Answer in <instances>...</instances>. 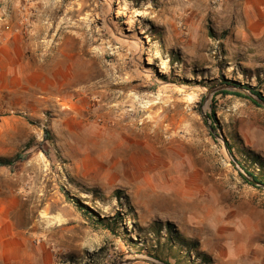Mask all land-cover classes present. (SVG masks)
Instances as JSON below:
<instances>
[{"label": "rangeland", "instance_id": "obj_1", "mask_svg": "<svg viewBox=\"0 0 264 264\" xmlns=\"http://www.w3.org/2000/svg\"><path fill=\"white\" fill-rule=\"evenodd\" d=\"M226 82L264 96V0H0V158L28 157L0 167V264H264L225 147L261 172L264 108Z\"/></svg>", "mask_w": 264, "mask_h": 264}, {"label": "trees", "instance_id": "obj_2", "mask_svg": "<svg viewBox=\"0 0 264 264\" xmlns=\"http://www.w3.org/2000/svg\"><path fill=\"white\" fill-rule=\"evenodd\" d=\"M210 34H212V36H214L213 33H210ZM226 83L227 84L225 86H231L232 85V87L236 88L237 90L239 89V90H242V91H245V92H249L253 96H256L260 100L264 101V96L259 91H256V90H254L251 87L242 86L240 84H236V83H233V82L230 83L231 85L229 84V82H226ZM221 86H223V85H221ZM218 96H235V97H238L240 99H244V100L250 101L251 103H253L257 107L264 108L262 105H260L256 101H254L251 97L245 95L244 93H242L240 91H228V90H225V91L219 92ZM209 119L211 121H213L212 128H213L214 131H216V129L219 127V122H218L215 110L209 116ZM50 140H51L50 132L46 131L45 132V141L47 142V141H50ZM228 146L230 148V151H233L232 146L230 144H228ZM27 158H28L27 155H19V156L16 157L15 160H5V159H1L0 158V167H9V168L14 169L18 163L25 162L27 160ZM254 161H256V164H259L260 166H262L263 170L261 172L251 171L250 169L245 167V165H243L241 162H238V163L240 165L241 170L244 171L245 175H247L248 177L252 178L256 182L264 185V166L260 163V161L258 159L254 160ZM233 166L235 167L234 164H233ZM245 175H243V173H240L241 178L243 179V181L246 184H248L249 186H251V187H253V188L257 189V190H262V188L257 187L254 184H252L251 182H249L246 179ZM65 193H66V196H67L68 200L70 202H75L77 208L80 210V212L82 214H84V216L91 218L97 224V228H100V227L101 228H106V229H108V230H110L112 232H116L117 224H118V221H119V219L121 217L120 214H116L114 217H111V218L101 219L100 217H98V215L93 210H91L89 207L84 205L83 202L80 199L75 198V197H71L66 191H65ZM117 198L121 199V196L118 195ZM158 232L159 231H157V233Z\"/></svg>", "mask_w": 264, "mask_h": 264}, {"label": "crops", "instance_id": "obj_3", "mask_svg": "<svg viewBox=\"0 0 264 264\" xmlns=\"http://www.w3.org/2000/svg\"><path fill=\"white\" fill-rule=\"evenodd\" d=\"M12 260V214L0 211V261Z\"/></svg>", "mask_w": 264, "mask_h": 264}, {"label": "water", "instance_id": "obj_4", "mask_svg": "<svg viewBox=\"0 0 264 264\" xmlns=\"http://www.w3.org/2000/svg\"><path fill=\"white\" fill-rule=\"evenodd\" d=\"M223 87V91L225 90H228V91H240L242 93H244L245 95L251 97L254 101H256L257 103H259L260 105H262L264 107V101L260 100L259 98H257L256 96H253L252 94H250L249 92H245V91H242V90H237L236 88L232 87V86H221ZM215 89H213L212 91H214ZM208 118V117H207ZM226 147V150L228 151V154H229V157L232 161V163L238 167L240 170V165L238 163V161L233 157V155L230 153L229 149L227 146ZM244 175V174H243ZM246 179L251 182L252 184H254L255 186L257 187H260L262 189H264V185L263 184H260L258 182H256L255 180H253L252 178L248 177L247 175H245ZM147 262V263H151V264H167V263H163V262H160V261H154V260H148V259H142V258H137L135 260H131V261H128L126 264H133V263H136V262Z\"/></svg>", "mask_w": 264, "mask_h": 264}, {"label": "bare ground", "instance_id": "obj_5", "mask_svg": "<svg viewBox=\"0 0 264 264\" xmlns=\"http://www.w3.org/2000/svg\"><path fill=\"white\" fill-rule=\"evenodd\" d=\"M158 199V198H157Z\"/></svg>", "mask_w": 264, "mask_h": 264}]
</instances>
